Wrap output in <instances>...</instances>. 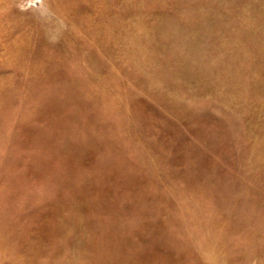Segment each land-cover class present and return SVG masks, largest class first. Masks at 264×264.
I'll list each match as a JSON object with an SVG mask.
<instances>
[{
    "label": "rangeland",
    "instance_id": "1",
    "mask_svg": "<svg viewBox=\"0 0 264 264\" xmlns=\"http://www.w3.org/2000/svg\"><path fill=\"white\" fill-rule=\"evenodd\" d=\"M0 264H264V0H0Z\"/></svg>",
    "mask_w": 264,
    "mask_h": 264
}]
</instances>
